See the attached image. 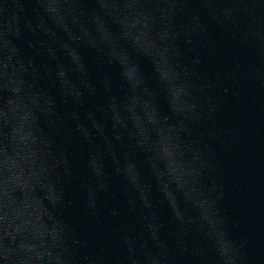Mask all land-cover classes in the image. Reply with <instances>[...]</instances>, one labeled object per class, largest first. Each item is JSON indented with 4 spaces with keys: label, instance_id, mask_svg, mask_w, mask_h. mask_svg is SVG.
<instances>
[{
    "label": "water",
    "instance_id": "water-1",
    "mask_svg": "<svg viewBox=\"0 0 264 264\" xmlns=\"http://www.w3.org/2000/svg\"><path fill=\"white\" fill-rule=\"evenodd\" d=\"M0 264H264V0H0Z\"/></svg>",
    "mask_w": 264,
    "mask_h": 264
}]
</instances>
